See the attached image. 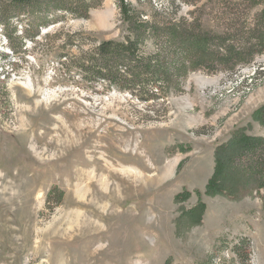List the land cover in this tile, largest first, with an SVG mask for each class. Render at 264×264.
Masks as SVG:
<instances>
[{
	"label": "rangeland",
	"instance_id": "obj_1",
	"mask_svg": "<svg viewBox=\"0 0 264 264\" xmlns=\"http://www.w3.org/2000/svg\"><path fill=\"white\" fill-rule=\"evenodd\" d=\"M126 1L148 23L171 13L222 30L225 0ZM88 13L39 27L35 43L28 15L7 14L15 51L0 23V264H264V171L226 169L237 139L264 136V53L142 99L79 69L94 40L133 36L116 0Z\"/></svg>",
	"mask_w": 264,
	"mask_h": 264
},
{
	"label": "trees",
	"instance_id": "obj_2",
	"mask_svg": "<svg viewBox=\"0 0 264 264\" xmlns=\"http://www.w3.org/2000/svg\"><path fill=\"white\" fill-rule=\"evenodd\" d=\"M103 1L0 0L2 31L8 46L15 51V38L8 31L7 14L17 16L22 12L28 15L22 27V37L33 41L40 34L39 27L56 23L67 15L87 17L89 10L97 8ZM116 1L123 19L128 20L133 36L128 34L123 40H94L95 46L89 51H80L78 67L83 73L102 77L118 88L138 91L142 99L154 97L160 88L163 89L162 86H174L189 70L210 69L215 65L234 70L237 65L249 62L254 55L264 53V2H258L260 8L251 18L250 8L257 4L255 0H246L241 4L234 0L220 2L218 9L222 30L213 33L202 29L194 18L191 21L182 17L171 18V13L154 15L148 23L142 17L143 12L133 9L130 2ZM4 5L6 8L2 7ZM154 12L162 13V9ZM2 15L6 17L2 19ZM14 30L15 26L12 27ZM145 39L154 43L156 49L152 53L139 48ZM253 114L264 127V105ZM235 143V152L226 164L229 173L252 177L263 172L264 136L244 137ZM248 245L250 240L241 238L237 246H233L239 260L249 256Z\"/></svg>",
	"mask_w": 264,
	"mask_h": 264
},
{
	"label": "bare ground",
	"instance_id": "obj_3",
	"mask_svg": "<svg viewBox=\"0 0 264 264\" xmlns=\"http://www.w3.org/2000/svg\"><path fill=\"white\" fill-rule=\"evenodd\" d=\"M28 81V80H27Z\"/></svg>",
	"mask_w": 264,
	"mask_h": 264
}]
</instances>
